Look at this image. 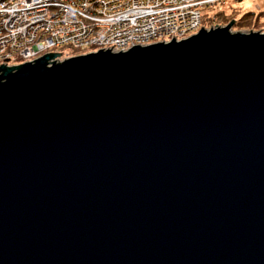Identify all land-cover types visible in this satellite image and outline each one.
Here are the masks:
<instances>
[{
  "label": "water",
  "instance_id": "water-1",
  "mask_svg": "<svg viewBox=\"0 0 264 264\" xmlns=\"http://www.w3.org/2000/svg\"><path fill=\"white\" fill-rule=\"evenodd\" d=\"M0 64V264H264V33Z\"/></svg>",
  "mask_w": 264,
  "mask_h": 264
},
{
  "label": "built area",
  "instance_id": "built-area-1",
  "mask_svg": "<svg viewBox=\"0 0 264 264\" xmlns=\"http://www.w3.org/2000/svg\"><path fill=\"white\" fill-rule=\"evenodd\" d=\"M224 1L0 0V64L32 62L55 46L118 52L173 37L180 41L201 25L203 8Z\"/></svg>",
  "mask_w": 264,
  "mask_h": 264
},
{
  "label": "rangeland",
  "instance_id": "rangeland-1",
  "mask_svg": "<svg viewBox=\"0 0 264 264\" xmlns=\"http://www.w3.org/2000/svg\"><path fill=\"white\" fill-rule=\"evenodd\" d=\"M45 10L46 9H44L42 11V13H44ZM263 10H264V0H226V1L222 2L221 5H219V6H217V5L214 6L213 5V6L205 7V8H203L201 10V13H200V23H201V25L193 32L194 34L192 33L187 38L197 34L201 27L204 30L209 31L210 29L212 30V29H215V28L227 26L231 22V20H233V23H231L232 26H231V29H230V31L232 33H234V32H243V33L250 32L248 30L234 28L233 26L235 24V22H234L235 20L232 19V18L225 25H221V26H215L213 22L217 18V16H219V14H224V15H227V16H232V14H233L234 15L233 18L238 19V18L241 17V15H243L246 12L258 13V12L263 11ZM46 15L48 17H52L53 16L51 11H48L46 13ZM50 25H52V23H50ZM251 32L264 33L262 31H256V30L255 31H251ZM187 38H185V39H187ZM185 39H183V40H185ZM170 41L171 40H169L168 42H157V43H164L165 44V43H169ZM174 41H176V40L174 39ZM176 42H179V41H176ZM37 43H40V39L34 40V44H37ZM154 44H156V43H154ZM68 47L69 46H67V47L66 46H55L53 49H51L49 51H46V52H43L42 54L44 55V54H47V53H61L59 56H55L50 61V62L55 61L57 63H60V62H62L64 60H67L69 58L77 57V56H80V55H86V54H90V53H96L98 50H100V49L90 50L92 52L85 51V53H84V52H80V51L79 52L73 51L72 50L73 48L71 49V47L70 48H68ZM102 50L106 51V50H109V49H102ZM128 50L120 51V52H126ZM109 51L112 52V53H118L119 52V51L118 52H114V51H111V50H109ZM43 55H41V56H43ZM40 57H37L36 59H38ZM24 63H27V62H24ZM24 63H21V64H24ZM21 64H19V65H21ZM8 67H12V66H8Z\"/></svg>",
  "mask_w": 264,
  "mask_h": 264
},
{
  "label": "trees",
  "instance_id": "trees-1",
  "mask_svg": "<svg viewBox=\"0 0 264 264\" xmlns=\"http://www.w3.org/2000/svg\"><path fill=\"white\" fill-rule=\"evenodd\" d=\"M232 16H227L224 14H219L217 18L214 20L215 26L225 25L230 19H234L235 24L234 28L236 29H243L248 31H262L264 32V10L258 13L255 12H246L241 15L240 18L236 19Z\"/></svg>",
  "mask_w": 264,
  "mask_h": 264
},
{
  "label": "bare ground",
  "instance_id": "bare-ground-1",
  "mask_svg": "<svg viewBox=\"0 0 264 264\" xmlns=\"http://www.w3.org/2000/svg\"><path fill=\"white\" fill-rule=\"evenodd\" d=\"M148 46V45H147Z\"/></svg>",
  "mask_w": 264,
  "mask_h": 264
}]
</instances>
